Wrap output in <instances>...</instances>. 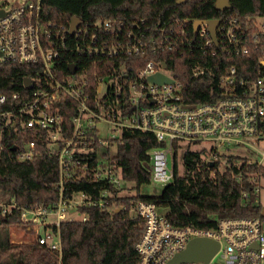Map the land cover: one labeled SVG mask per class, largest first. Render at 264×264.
Returning <instances> with one entry per match:
<instances>
[{"label":"built area","instance_id":"1","mask_svg":"<svg viewBox=\"0 0 264 264\" xmlns=\"http://www.w3.org/2000/svg\"><path fill=\"white\" fill-rule=\"evenodd\" d=\"M0 63L13 61L31 64L36 74L25 85V92L0 94V141L4 130L13 129L33 138L13 151L22 161L38 154L57 160L59 185L72 173L88 172L90 178L106 181L120 193L127 187L120 166L97 147L116 142L123 129L152 132L161 146L148 150L151 178L169 182L173 176L175 148L201 151L204 161L236 155L247 164L264 167V16L219 20L216 40L208 25L201 24L197 37L199 48L215 56H251L259 59L254 69L239 74V64L229 65L220 75L217 97L203 103L184 102L182 85L172 75L167 53L191 44L188 19L145 25L144 19H94L79 21L74 34L64 25L44 20L41 0H0ZM79 64L76 63V59ZM90 66L103 73L90 72ZM66 64V72L62 66ZM74 64L75 72L68 66ZM166 64V68L163 67ZM206 69L196 65L192 74ZM161 72L172 82L157 84L147 80ZM106 123L114 136L103 138L97 124ZM0 144V148H2ZM192 146V147H191ZM243 148L258 155L252 161L234 154L229 148ZM171 165H168V160ZM241 174L238 178L240 179ZM262 174L250 175L258 185ZM103 194H109L103 192ZM246 197V193H243ZM99 200L97 204H102ZM96 202L84 191L59 198L53 205L21 207L14 197H0V214L20 212L28 229L43 228L34 240L61 252L59 222L65 212ZM131 217L142 219L143 229L135 244L137 264H166L171 256L184 249L193 237H208L219 242L218 250L206 264H264V216L223 217L215 228L193 225L177 226L154 202L137 200L121 205ZM52 216V218H50ZM86 215L82 213L81 219ZM56 226V230L53 229ZM220 257L222 263L216 261ZM180 264H205L189 261Z\"/></svg>","mask_w":264,"mask_h":264},{"label":"trees","instance_id":"2","mask_svg":"<svg viewBox=\"0 0 264 264\" xmlns=\"http://www.w3.org/2000/svg\"><path fill=\"white\" fill-rule=\"evenodd\" d=\"M216 0H41V15L56 25L69 27L72 17L81 21L94 19H144L145 25L188 19L187 30L191 44L179 51L167 53L172 75L182 85L184 102L203 103L217 96L220 75L233 64H239V74L254 69L259 59L251 56L228 57L222 53L212 56L203 52L194 36L191 22L195 19H214L237 16L240 19L254 15L264 16V0H229L226 9L215 7ZM77 60V58H74ZM90 72L103 73L104 68L90 66ZM79 64V60L76 61ZM64 64V63H63ZM206 66L198 76L192 74L196 65ZM79 68L81 65L79 64ZM66 72V64L62 66ZM36 74L31 64L13 61L0 63V94L25 92L23 80ZM113 153L106 151L112 162L120 166L124 182H131L132 192L120 193L110 183L90 178L88 172L72 173L59 185L57 160L38 154L22 161L11 151L33 137L13 129L4 130L0 144V196L14 197L21 207L53 205L59 198L84 191L96 203L81 205L85 219H63L59 222L61 252L36 242H13L11 226H22L20 212L0 214V264H137L135 244L143 224L138 216L131 217L121 205L137 200L154 202L164 208L169 222L177 226L193 225L215 228L223 217H263V205L254 192L256 181L250 175H264V167L247 164L241 156H227L221 165L220 157L203 161L202 152L190 150L182 155V168H177V145L174 144V171L172 179L158 195H144L141 184L151 180L148 150L163 143L155 134L138 129H123ZM241 174L240 179L238 178ZM107 192L109 194H103ZM246 193V197L243 196ZM102 200V204H97ZM56 230V226H53Z\"/></svg>","mask_w":264,"mask_h":264},{"label":"rangeland","instance_id":"3","mask_svg":"<svg viewBox=\"0 0 264 264\" xmlns=\"http://www.w3.org/2000/svg\"><path fill=\"white\" fill-rule=\"evenodd\" d=\"M1 4V1H0ZM98 127V131L99 134H101V136L103 138H111L114 136L113 131H108V125L106 123H98L97 124ZM185 144L182 145V147L179 149L178 152V157H177V168H179L180 172L183 171L182 168V155L183 153L186 151L185 150ZM192 147V146H191ZM257 148L259 149H264V147L262 145L257 146ZM116 149V142L111 141L109 146H105V145H100L97 147V152H98V156L101 157L104 153H106V151L113 153ZM229 151L234 153V154H239L242 156H246L247 158H249L252 161L258 160V155H256L255 152H251L248 149H243L241 147L239 148H229ZM168 165H171V160H168ZM169 182H159L154 180L153 178H151L149 183H145V184H141L139 187V190L142 194L144 195H158L160 194V192L162 191V189L165 187V185H167ZM261 185L260 190H259V197H258V201L261 202V204L264 206V177L260 178V183ZM123 186L127 187L125 190H122V193L125 192H132L131 188L134 186L133 183L131 182H123ZM1 197V196H0ZM161 212L165 213V209L161 208L160 209ZM66 215V219H81L82 213H80L79 211L75 210V209H68L65 212ZM50 218H52V216H50ZM11 240L13 242H28L30 240H33L36 236L37 233L41 234L43 232V228L42 227H38L36 229H25L22 226H11ZM216 261L222 263L221 258L217 257Z\"/></svg>","mask_w":264,"mask_h":264},{"label":"water","instance_id":"4","mask_svg":"<svg viewBox=\"0 0 264 264\" xmlns=\"http://www.w3.org/2000/svg\"><path fill=\"white\" fill-rule=\"evenodd\" d=\"M177 2H183V0H177ZM229 0H216L215 7L219 9H226L228 7ZM4 12L0 10V16H3ZM80 19L78 17H72L70 21V34H74L77 29V25ZM205 23L208 25V29L210 31L211 37L213 41L216 40V29L219 24L218 19H195L192 22L194 27V32L196 33L198 29L201 27V24ZM1 54V53H0ZM163 67L166 68V64H163ZM70 72H75L76 67L74 64H70L68 66ZM147 80H150L157 84H163L167 82H172L173 79L169 76L164 75L161 72H156L154 74L149 75ZM30 79L25 77L23 80L24 85H29ZM16 146H11V150H14ZM261 215L264 216V206L261 209ZM219 242L212 238L208 237H193L190 238L186 247L181 251L175 252L171 259L166 264H180L189 261H202L203 263H207V261L212 257V255L218 250Z\"/></svg>","mask_w":264,"mask_h":264}]
</instances>
